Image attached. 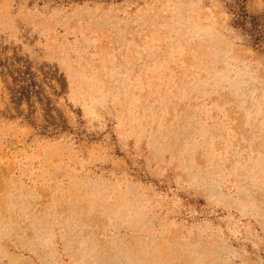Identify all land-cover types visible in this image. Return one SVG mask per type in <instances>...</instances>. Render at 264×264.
<instances>
[{
    "label": "rangeland",
    "instance_id": "1",
    "mask_svg": "<svg viewBox=\"0 0 264 264\" xmlns=\"http://www.w3.org/2000/svg\"><path fill=\"white\" fill-rule=\"evenodd\" d=\"M231 23L0 0V264H264V48Z\"/></svg>",
    "mask_w": 264,
    "mask_h": 264
},
{
    "label": "trees",
    "instance_id": "2",
    "mask_svg": "<svg viewBox=\"0 0 264 264\" xmlns=\"http://www.w3.org/2000/svg\"><path fill=\"white\" fill-rule=\"evenodd\" d=\"M246 0H220L232 18L233 29L248 38L252 48H264V16H251L245 9Z\"/></svg>",
    "mask_w": 264,
    "mask_h": 264
}]
</instances>
